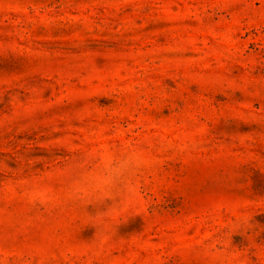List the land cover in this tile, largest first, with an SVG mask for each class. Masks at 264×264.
Listing matches in <instances>:
<instances>
[{
	"label": "rangeland",
	"instance_id": "obj_1",
	"mask_svg": "<svg viewBox=\"0 0 264 264\" xmlns=\"http://www.w3.org/2000/svg\"><path fill=\"white\" fill-rule=\"evenodd\" d=\"M0 264H264V0H0Z\"/></svg>",
	"mask_w": 264,
	"mask_h": 264
},
{
	"label": "clouds",
	"instance_id": "obj_2",
	"mask_svg": "<svg viewBox=\"0 0 264 264\" xmlns=\"http://www.w3.org/2000/svg\"><path fill=\"white\" fill-rule=\"evenodd\" d=\"M115 163L116 162L114 161L107 162L106 171L109 173V177H108L109 179L111 178V174L113 173L118 174L120 172V169L124 167L127 161H125L123 164H116V166L114 167L113 165ZM46 198H47V194L39 188L31 189L27 193V199L29 203H31L33 206L43 207V205L46 203Z\"/></svg>",
	"mask_w": 264,
	"mask_h": 264
}]
</instances>
